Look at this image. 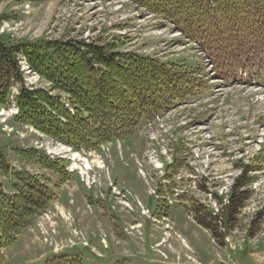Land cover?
Returning <instances> with one entry per match:
<instances>
[{
    "label": "rangeland",
    "instance_id": "374dc122",
    "mask_svg": "<svg viewBox=\"0 0 264 264\" xmlns=\"http://www.w3.org/2000/svg\"><path fill=\"white\" fill-rule=\"evenodd\" d=\"M2 34L118 42L123 51L195 67L201 86L132 135L78 150L15 121V86L12 104L0 105V184L11 193L17 174L30 175L54 197L0 249V264H264V60L224 79L197 43L132 0H0ZM22 70L25 85L49 87ZM246 165L255 170L246 175L250 198L234 227L220 228V245L193 209L221 212L216 197L227 202Z\"/></svg>",
    "mask_w": 264,
    "mask_h": 264
},
{
    "label": "trees",
    "instance_id": "16d2710c",
    "mask_svg": "<svg viewBox=\"0 0 264 264\" xmlns=\"http://www.w3.org/2000/svg\"><path fill=\"white\" fill-rule=\"evenodd\" d=\"M132 1L197 43L224 79L240 67L250 72L262 68L264 0ZM22 64L49 87L25 85ZM194 68L185 62L123 51L114 41L15 40L2 34L0 105L12 104L11 92L17 86L13 98L16 122L76 150L100 147L132 135L143 120H152L175 103L195 96L201 85ZM14 150L24 158H39L35 150ZM5 160L6 151L0 146V170ZM249 168L241 167L225 204L216 197L221 212L198 206L193 209L194 219L220 245L225 243L220 228L230 231L250 198L246 187L253 179L246 175L254 169ZM53 197L52 191L30 175L17 174L11 193L0 184V249L12 244L34 218L46 212Z\"/></svg>",
    "mask_w": 264,
    "mask_h": 264
}]
</instances>
